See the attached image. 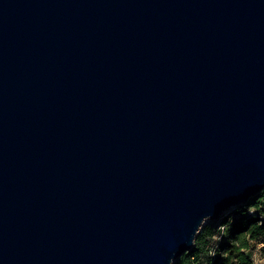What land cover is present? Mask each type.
<instances>
[{
	"label": "water",
	"instance_id": "1",
	"mask_svg": "<svg viewBox=\"0 0 264 264\" xmlns=\"http://www.w3.org/2000/svg\"><path fill=\"white\" fill-rule=\"evenodd\" d=\"M263 189L264 0H0V264H174Z\"/></svg>",
	"mask_w": 264,
	"mask_h": 264
},
{
	"label": "trees",
	"instance_id": "2",
	"mask_svg": "<svg viewBox=\"0 0 264 264\" xmlns=\"http://www.w3.org/2000/svg\"><path fill=\"white\" fill-rule=\"evenodd\" d=\"M249 211L255 214L250 215ZM230 217L219 220L223 233L215 250V256H209L206 247L209 240L215 236L213 229L216 224L213 227L203 228L197 235L193 248L175 264L203 263L204 261L207 264H253L251 252L258 246H260L258 249L260 255L264 258V193L235 208Z\"/></svg>",
	"mask_w": 264,
	"mask_h": 264
},
{
	"label": "rangeland",
	"instance_id": "3",
	"mask_svg": "<svg viewBox=\"0 0 264 264\" xmlns=\"http://www.w3.org/2000/svg\"><path fill=\"white\" fill-rule=\"evenodd\" d=\"M263 193V191L261 192ZM257 196V195H256ZM255 196V197H256ZM238 208V207H236ZM239 209H237L238 211ZM231 212L232 211H229L227 213H225L222 217V218H228L231 216ZM216 224V226L214 227V238L209 240V244L208 246L206 247V249L208 250V253H209V256L213 257L212 255H210V252L214 253L215 254V250L217 249L218 247V243L220 242L221 240V237H222V233H223V228L222 226H219V220L218 221H215L213 219H208L207 221H204L201 228L199 229L198 231V234L203 230V228H208V227H213L214 225ZM218 226V227H217ZM221 228V229H220ZM220 229V232H218V230ZM197 234V235H198ZM197 237V236H196ZM260 246H258L254 251L251 252V260L253 262V264H264V258L261 257L260 255V252H259V249ZM190 251V250H189ZM188 251V252H189ZM176 263V262H175ZM174 263V264H175ZM193 264H207L205 261L203 263H193Z\"/></svg>",
	"mask_w": 264,
	"mask_h": 264
},
{
	"label": "clouds",
	"instance_id": "4",
	"mask_svg": "<svg viewBox=\"0 0 264 264\" xmlns=\"http://www.w3.org/2000/svg\"><path fill=\"white\" fill-rule=\"evenodd\" d=\"M249 207V206H248ZM250 214H255V213H250ZM229 218H231V217H229ZM228 218V219H229ZM209 219V217L208 216H205L201 221H207ZM200 221V222H201ZM228 221V220H227ZM225 224V223H224ZM222 225V224H221ZM220 226V225H219ZM218 227V226H217ZM210 255H212V256H215V254L214 253H212V252H210ZM169 264H173V262L170 260L169 261Z\"/></svg>",
	"mask_w": 264,
	"mask_h": 264
},
{
	"label": "built area",
	"instance_id": "5",
	"mask_svg": "<svg viewBox=\"0 0 264 264\" xmlns=\"http://www.w3.org/2000/svg\"><path fill=\"white\" fill-rule=\"evenodd\" d=\"M263 193H264V189H263ZM250 213H253V211H249V214H250ZM250 215H251V214H250ZM222 228H223V227H222ZM220 229H221V228H220Z\"/></svg>",
	"mask_w": 264,
	"mask_h": 264
}]
</instances>
